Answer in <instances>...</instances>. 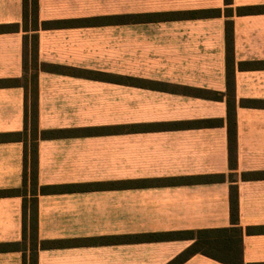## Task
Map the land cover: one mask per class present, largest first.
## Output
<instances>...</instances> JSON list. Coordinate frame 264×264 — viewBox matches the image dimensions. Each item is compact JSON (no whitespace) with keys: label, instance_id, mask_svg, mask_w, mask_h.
<instances>
[{"label":"crops","instance_id":"0c3cea01","mask_svg":"<svg viewBox=\"0 0 264 264\" xmlns=\"http://www.w3.org/2000/svg\"><path fill=\"white\" fill-rule=\"evenodd\" d=\"M254 5L264 0H39L41 22L98 18L93 24L37 31L40 129L72 131L40 139V185L215 173H233L236 180L39 194L40 241L230 229L236 185L241 263L264 264V177L243 178L246 172H264V12L237 13L238 7ZM228 8L234 10L230 16ZM198 9L223 13L139 16ZM22 21L23 0H0V24ZM33 33H0V80L23 78L24 41ZM25 102L23 86H0V133L24 129ZM211 119L223 123L171 126ZM91 128L97 132L86 133ZM23 172V142L0 141V190L21 187ZM22 240L23 197L0 196V245ZM194 242L40 247L38 261L171 264ZM23 260L20 250H0V264ZM180 264L228 263L199 252Z\"/></svg>","mask_w":264,"mask_h":264},{"label":"trees","instance_id":"16d2710c","mask_svg":"<svg viewBox=\"0 0 264 264\" xmlns=\"http://www.w3.org/2000/svg\"><path fill=\"white\" fill-rule=\"evenodd\" d=\"M228 4H232V0H227ZM234 10L226 9L225 13L230 16ZM264 12V5H254L238 7L237 13L248 14ZM221 9H198L177 11L165 14H143L139 15L144 18L157 17H177V18H195V17H211L221 15ZM98 18H88L80 20H56L41 22L39 16V0H23V21L20 23L0 24V33L17 32L24 30L26 32L33 31L29 37L26 35L24 41V70L23 78L0 80V86H23L26 91L25 102V126L21 131L0 133V141H20L24 144V172L23 184L19 188L2 189L0 196H22L23 197V240L21 242L8 243L0 245V250L14 249L20 250L24 254L23 264H39L38 255L40 247L58 248L71 247L81 245L110 244L117 242H136L141 240H160V239H195V242L183 252L171 264H180L185 259L195 253H203L219 259L228 264H242L240 260L241 245L243 240V231L239 227V195L236 185L232 186L231 191V216L233 227L228 229H199L186 231H171L160 233H142L125 236H101V237H82L71 239H39V206L38 197L43 193H54L64 191H86L102 188H114L118 186L146 187L156 185H173L182 183H214L226 181L229 177L234 178V174L229 176L225 173L202 174L184 177H164V178H144L131 180L129 182H95L80 183L68 185H40L39 182V142L41 138H54L70 135L72 131L66 129L41 130L39 125V42L37 31L43 27L72 26L80 24H93ZM231 26V22H229ZM231 28V27H230ZM230 45L232 43V32H228ZM258 66V63L250 62L248 66ZM55 69L54 66H50ZM219 95H217L218 97ZM256 104L254 101H250ZM231 108V107H230ZM230 110V151L231 165H237L236 149L234 148V138L236 136L235 124L231 117ZM223 123V120H199L188 123H174L171 126H213ZM135 125L134 127H141ZM145 128H157V125H146ZM95 129H87L86 133L94 134ZM264 172H246L243 178H263ZM236 182L235 179L232 180ZM220 252L222 254H220Z\"/></svg>","mask_w":264,"mask_h":264},{"label":"rangeland","instance_id":"374dc122","mask_svg":"<svg viewBox=\"0 0 264 264\" xmlns=\"http://www.w3.org/2000/svg\"><path fill=\"white\" fill-rule=\"evenodd\" d=\"M220 254H222V253L220 252Z\"/></svg>","mask_w":264,"mask_h":264}]
</instances>
